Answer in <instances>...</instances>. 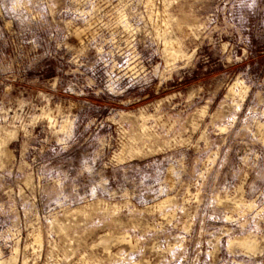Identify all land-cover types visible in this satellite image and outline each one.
<instances>
[{
  "label": "rangeland",
  "instance_id": "obj_1",
  "mask_svg": "<svg viewBox=\"0 0 264 264\" xmlns=\"http://www.w3.org/2000/svg\"><path fill=\"white\" fill-rule=\"evenodd\" d=\"M0 258L264 264V0H0Z\"/></svg>",
  "mask_w": 264,
  "mask_h": 264
},
{
  "label": "bare ground",
  "instance_id": "obj_2",
  "mask_svg": "<svg viewBox=\"0 0 264 264\" xmlns=\"http://www.w3.org/2000/svg\"><path fill=\"white\" fill-rule=\"evenodd\" d=\"M165 39V54L167 56V64H169L171 62L172 59H175L176 57H179L180 55L183 54V51L181 49H176L174 47V43L175 41L172 39H168L167 37H164ZM182 46V45H181ZM237 84V83H235ZM235 87L231 88V91L234 89ZM8 132V131H7ZM9 134V133H7ZM101 242L104 243L105 245L110 243V238L103 236L101 237ZM242 245H244L245 247L249 248V249H255V244L253 241H249L247 239L243 240L241 242ZM0 264H17L16 259H14L12 261V259L7 260V259H1L0 258ZM24 264H27L26 262Z\"/></svg>",
  "mask_w": 264,
  "mask_h": 264
}]
</instances>
